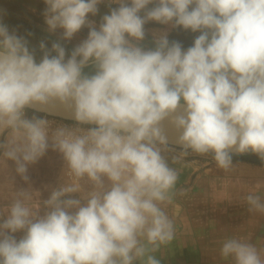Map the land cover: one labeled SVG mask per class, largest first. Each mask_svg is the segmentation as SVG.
<instances>
[{
  "label": "clouds",
  "instance_id": "obj_1",
  "mask_svg": "<svg viewBox=\"0 0 264 264\" xmlns=\"http://www.w3.org/2000/svg\"><path fill=\"white\" fill-rule=\"evenodd\" d=\"M102 3L44 0L47 30L60 37L51 48L39 43V62L0 23V155L29 182V166L51 148L91 185L77 198L79 183L60 184L43 212L21 189L0 212V264H161L155 253L175 238L162 207L179 178L170 144L180 155H210L225 172L234 154L264 161V0H107L97 24L90 17ZM149 23L165 26L150 45ZM84 28L69 54L61 41ZM173 29L198 35L185 48L169 38ZM57 107L75 126L25 114ZM244 200L264 214V197ZM261 252L235 236L220 247L234 264H264Z\"/></svg>",
  "mask_w": 264,
  "mask_h": 264
},
{
  "label": "rangeland",
  "instance_id": "obj_2",
  "mask_svg": "<svg viewBox=\"0 0 264 264\" xmlns=\"http://www.w3.org/2000/svg\"><path fill=\"white\" fill-rule=\"evenodd\" d=\"M45 7L44 0H0V23L10 33L27 39L30 50L35 49L37 62L43 56L39 43L44 41L51 48L60 37V30L48 32ZM108 11L109 6L101 4L99 14L90 19L99 24ZM87 31L82 29L70 42L61 41L69 54L86 38ZM91 71V67L85 68V72ZM166 156L179 173L173 198L180 203L184 227L162 248L161 264H234L231 258L226 260L220 255L223 240L233 236L256 245L264 258V214L249 212L244 200L249 193L264 197V166L237 159L233 160V169L225 172L210 155H180L176 149ZM174 156L179 157L175 162Z\"/></svg>",
  "mask_w": 264,
  "mask_h": 264
},
{
  "label": "crops",
  "instance_id": "obj_3",
  "mask_svg": "<svg viewBox=\"0 0 264 264\" xmlns=\"http://www.w3.org/2000/svg\"><path fill=\"white\" fill-rule=\"evenodd\" d=\"M102 5H108L102 3ZM115 5V4H113ZM148 29L147 44L151 43V33L153 30H159L165 28L155 23H149L146 25ZM195 35L198 33L186 32L179 29H173L169 31V38L176 39L183 42L185 48L190 46L194 40ZM25 114L28 118L33 116H39L36 111L26 109ZM195 154V153H192ZM258 158V156H256ZM64 160L61 154L57 151H53L51 148L47 151L46 155L42 157L38 162L29 166L28 175L30 177L29 182L23 181L15 172V165L12 161L6 159L0 155V212L6 215L7 205L16 197V194L21 189H26L32 199L29 201L30 205L40 207V211L43 212L42 201L46 200L52 189L59 187L60 184H69L62 172V164ZM248 164H256L249 162ZM261 165V164H260ZM264 166V164H262ZM89 191V190H88ZM88 191L81 188L79 193L74 195L79 198ZM174 197V195H173ZM172 197L171 202L162 205L169 218L173 221L175 228V235L184 227L183 213L181 212L180 203ZM23 235L22 232L15 234L16 238L19 239ZM165 247V246H164ZM162 247V248H164ZM155 253L158 259H162L159 254L162 250ZM163 262V260H161Z\"/></svg>",
  "mask_w": 264,
  "mask_h": 264
},
{
  "label": "built area",
  "instance_id": "obj_4",
  "mask_svg": "<svg viewBox=\"0 0 264 264\" xmlns=\"http://www.w3.org/2000/svg\"><path fill=\"white\" fill-rule=\"evenodd\" d=\"M37 113L39 114L40 117H44V118L48 119L51 122V125L53 128H55L57 126H61V125L69 126V127L75 126V121L63 119V118H59V117H55V116L46 115V114H43L40 112H37ZM85 127H87V126H85ZM170 147L175 148V150L176 149L180 150V148L177 146L170 145ZM62 172H63L65 179L68 182L79 183L81 185L82 189H84L86 191L91 190V185L86 179L77 181V179L71 175V173L69 172V170L65 166V162H63V164H62Z\"/></svg>",
  "mask_w": 264,
  "mask_h": 264
},
{
  "label": "water",
  "instance_id": "obj_5",
  "mask_svg": "<svg viewBox=\"0 0 264 264\" xmlns=\"http://www.w3.org/2000/svg\"><path fill=\"white\" fill-rule=\"evenodd\" d=\"M29 109H31V108H29ZM31 110H33V109H31ZM33 111H35V110H33ZM40 113L74 121L73 119L69 118V116L64 112V110L62 108H59V107H57L56 109H54V111L51 114L44 113V112H40ZM164 126H165V129H166V131H167L170 139L171 138H174L176 136V133L172 129V127L167 122H165ZM170 145L177 146L175 144H170ZM248 154H250V153H246V154H234V155L239 156V155H248Z\"/></svg>",
  "mask_w": 264,
  "mask_h": 264
},
{
  "label": "trees",
  "instance_id": "obj_6",
  "mask_svg": "<svg viewBox=\"0 0 264 264\" xmlns=\"http://www.w3.org/2000/svg\"><path fill=\"white\" fill-rule=\"evenodd\" d=\"M233 160H237V159H243L252 163H256V164H264V161H261L259 158H256L255 154H248V155H233Z\"/></svg>",
  "mask_w": 264,
  "mask_h": 264
}]
</instances>
